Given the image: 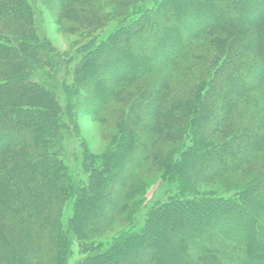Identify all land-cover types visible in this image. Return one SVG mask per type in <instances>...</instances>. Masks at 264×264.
<instances>
[{
    "label": "trees",
    "instance_id": "16d2710c",
    "mask_svg": "<svg viewBox=\"0 0 264 264\" xmlns=\"http://www.w3.org/2000/svg\"><path fill=\"white\" fill-rule=\"evenodd\" d=\"M38 5L84 32L64 71ZM84 92L118 128L88 160L86 184L62 174ZM114 166L109 199L123 215L150 188L135 167L179 191L153 202L139 229L85 244L87 198ZM216 179L233 193L184 188ZM69 190L77 214L58 228L79 246L77 264H264V0H0V264H36L42 252L51 263Z\"/></svg>",
    "mask_w": 264,
    "mask_h": 264
},
{
    "label": "rangeland",
    "instance_id": "374dc122",
    "mask_svg": "<svg viewBox=\"0 0 264 264\" xmlns=\"http://www.w3.org/2000/svg\"><path fill=\"white\" fill-rule=\"evenodd\" d=\"M53 3V2H52ZM56 7V4H52ZM104 6V5H102ZM40 14H41V28L43 32L46 35V38L49 40L50 45L55 49L59 55L56 54L55 60L57 61L58 65L61 67L62 71H64V66L66 65L65 61L70 57L71 54H75L77 51L78 45H80L83 42V30L81 31H73V28L75 29V23H73L72 20L68 19H62L60 16L54 17V12L50 8H46L45 6L41 7L39 6ZM104 9H107L104 7ZM65 15V12L62 13V16ZM197 41H195L191 45V49L194 48V45ZM197 44L195 45V47ZM194 52H198L197 48L193 49ZM47 66V65H46ZM47 68V67H46ZM60 73H58V78L60 77ZM84 78H88V75L83 74ZM133 83L129 85H125V88H131ZM119 86H122L118 84ZM90 89V88H88ZM90 92V91H89ZM84 95L86 96L85 99V109L84 111L77 113V139L71 138L75 144H77L78 147V153L75 152V156L79 158V160H75L73 156V148L69 145V142L71 139L67 135L64 136L63 142L67 145H65L64 148H66L63 151V173L67 180H70L69 178L75 177L78 181L87 183L88 177H89V165L91 163L88 162V160L96 159L102 156H105V153L110 148L109 145L111 144L110 136L116 134L118 131L113 126H111L109 123H105L103 119L101 118V115L94 114L92 112V99L90 95H87V92H84ZM116 97H118L116 95ZM94 100V99H93ZM129 101V100H128ZM139 103V102H138ZM137 104V103H136ZM122 106L121 101L119 98L116 100L110 101L106 107H109L110 109H118ZM136 109V107L134 106ZM133 111V107H131ZM134 109V111H135ZM108 131H110L108 133ZM111 134V135H108ZM150 134V133H149ZM186 138V137H185ZM72 142V143H73ZM79 145V146H78ZM69 149H68V148ZM110 151V150H109ZM65 153V154H64ZM84 154V155H83ZM115 164V163H114ZM116 165V164H115ZM112 167L110 168V171L108 173H105V179L103 183V187L101 188V191L98 193L91 191L92 196L87 198V201L90 202V205H85L84 209V223L86 224V233H87V239L84 240L85 244L88 245H96L98 243L101 244V246L109 245L113 236L121 231H135L139 229L144 219L146 218L149 208L151 207L153 202H160L167 200L172 195H175V193H178L179 191V185L177 181L169 182V180L160 179L159 181L156 180L157 174L156 173H148L145 171V169L136 167L131 171V176L133 177V180H136L138 183H140L143 188L150 185V188L148 187L147 190H145L144 195L142 194L140 190L141 187L137 190L135 194V199L137 197L141 196L138 200V203L134 205L133 209L134 211L128 210L127 213L123 215L122 207L124 206V202L122 203V200L120 201L119 205L120 207L118 209H113L111 203V200L109 199L110 196L115 195V191H113L112 183L113 184H119V179L114 178V174L116 173V170ZM118 167V166H117ZM121 168V169H120ZM118 170H122V166L118 167ZM240 170L233 172L231 174L236 176V173L239 175ZM116 176V174H115ZM134 176L136 178H134ZM149 180V181H148ZM112 181L110 185H108V182ZM187 185H184V188L189 193L190 191H198V192H215L219 191L221 195L224 196H230L233 192L228 189L226 184L221 181L214 180L212 182H207L205 184H201L198 186H194L190 188ZM146 189V188H145ZM67 194L68 198L65 199L64 203L60 207V209L56 212V214L53 217V223L50 227L51 230L54 232L55 237L54 240V251L53 253V259L51 260V263L48 262L49 260L45 258V254L42 252L40 254L39 262L36 264H77V260L80 257V248L77 244L72 245V247L69 249L67 247L66 240L62 237V234L60 233V230L58 228L59 220L62 216L66 217L69 215L70 217L75 216L77 212L74 209V198L72 197V194ZM219 193V195H220ZM187 194V193H186ZM87 197V196H86ZM107 197V198H106ZM96 209H98L100 213V218H103L101 220L102 223H94L93 219L97 217ZM130 212V213H129ZM129 213V214H128ZM107 215V216H106ZM105 216L108 217L105 219ZM110 216V217H109ZM77 217V216H76ZM75 217V218H76ZM93 217V218H92ZM92 218V221H91ZM131 219L134 221L133 224L129 223L131 222ZM80 221V219L78 220ZM93 222V223H91ZM55 225V226H54ZM57 227L56 230L55 228Z\"/></svg>",
    "mask_w": 264,
    "mask_h": 264
}]
</instances>
